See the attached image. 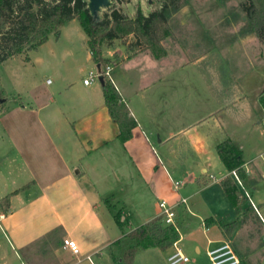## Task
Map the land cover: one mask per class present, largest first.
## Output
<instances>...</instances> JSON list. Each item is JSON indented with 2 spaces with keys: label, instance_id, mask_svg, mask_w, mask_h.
<instances>
[{
  "label": "crops",
  "instance_id": "obj_1",
  "mask_svg": "<svg viewBox=\"0 0 264 264\" xmlns=\"http://www.w3.org/2000/svg\"><path fill=\"white\" fill-rule=\"evenodd\" d=\"M76 35L74 40L87 51L85 61L91 62L85 36L79 31ZM104 57L113 63L112 71L119 64L124 73L116 77L120 86L112 71L110 80L136 122L130 139L118 138L119 128L108 114L102 89L99 99L98 91L88 90L91 84L81 88L83 97L76 103L80 108L70 116L71 131L40 136L47 154L34 147L32 136H11L18 160L0 169V213L4 214L0 264H123L127 246L122 239L159 217L160 201L174 209L180 236L176 247L189 264H195L191 253L207 258L208 250L225 241L232 244L240 264H264L260 219L215 151L227 139L241 151L247 177L244 190L256 209L264 204V199L253 201L258 193V159L264 158V111L259 103L264 88L258 91L259 107L254 109L242 76L240 83L228 81L208 69L204 72L207 99L215 105H206L210 110L204 121L191 122L189 117L190 122L181 125L178 101H165L160 94L164 80L180 71L173 69L179 58L168 54L157 61L146 53L127 56L118 50H109ZM185 109L191 110V101ZM244 127L247 141L240 135ZM8 156V150L0 152V159ZM15 162H20L17 167ZM260 174L264 177V165ZM226 178L240 194V212L223 191L221 181ZM174 182L180 184L177 189ZM7 196L5 209L2 200ZM114 205L123 208L120 224L115 221L120 209ZM258 213L264 218L263 211ZM254 226L263 231L261 236L255 231L257 240L248 234ZM64 239L76 242L78 255L63 247ZM173 252V246L139 251L133 264L141 253L157 255L167 263Z\"/></svg>",
  "mask_w": 264,
  "mask_h": 264
},
{
  "label": "rangeland",
  "instance_id": "obj_2",
  "mask_svg": "<svg viewBox=\"0 0 264 264\" xmlns=\"http://www.w3.org/2000/svg\"><path fill=\"white\" fill-rule=\"evenodd\" d=\"M111 1L112 8L128 19H133L138 10L147 16L165 8L170 35L162 42V46L167 55L179 58L173 69L180 71L172 79L164 80L163 92L160 94L165 101L172 98L178 101L181 125L190 122L189 117L191 122L196 119L204 121L210 110L206 105H215L214 101L207 99L209 90L205 88L207 79L204 72L208 69L216 70L221 79L228 81L237 80L240 83L239 76H242L241 83L247 93L248 102L254 109L259 107L258 91L264 88V45L251 32L246 9L254 5L258 12L264 10V0ZM105 14H110V9L102 10L100 18ZM78 31L85 36L78 22L74 20L62 28L59 36L50 35L48 41L36 50L19 54L0 64V98L6 100L0 105V152L5 153L8 150L9 154V158L0 159V169L7 168L8 161L18 160L13 155L15 150L9 141L11 136H32L33 146L36 149L41 148L43 153L47 151V147L40 137L42 134H64L71 131L73 125L70 116L75 113L74 109L80 108L76 103L80 100L78 98L83 97L80 95V92H84L81 89L83 80L89 77L90 72L97 74L94 63L85 61L87 51L84 44L74 40ZM131 46L132 39L128 38L126 42L115 41L112 49L105 48L103 52L105 55L109 50H118L129 56L137 52V48ZM140 53L149 54L148 51ZM116 59L119 57L116 56ZM109 65L113 67V63ZM122 72L121 65L115 64L111 77L117 86L120 84L116 77H121L124 74ZM100 88L102 89L99 78L94 77L88 90L98 91L100 99ZM122 92L124 95L123 90ZM189 101L191 110L185 109ZM246 129L243 128L241 136H249ZM29 153L28 156L33 155V152ZM45 154L47 152L42 155ZM19 163L15 162V166ZM258 165L260 169H257L258 174L255 177L258 193L253 196L256 203L264 199V177L260 174L264 158L258 159ZM242 184L245 188V182ZM114 207H117V211L120 209L115 215V221L120 224L123 208H118L117 205ZM255 231L256 226L248 234H252L254 240H257ZM257 232L260 236L263 235L261 229ZM122 242L126 246L130 244L127 237ZM190 255L191 263L195 261V264H209L203 254L199 257L194 253ZM135 264L168 263L157 255L141 253Z\"/></svg>",
  "mask_w": 264,
  "mask_h": 264
},
{
  "label": "trees",
  "instance_id": "obj_3",
  "mask_svg": "<svg viewBox=\"0 0 264 264\" xmlns=\"http://www.w3.org/2000/svg\"><path fill=\"white\" fill-rule=\"evenodd\" d=\"M246 11L251 32L264 45V10L258 12L252 5ZM74 20L85 35L92 62L100 69L111 63L104 57L103 50L112 49L115 41L126 42L128 38L132 39L131 47L137 48V52L129 56L142 51H148L157 61L167 56L162 46L170 35L165 8L147 16L138 10L133 19L110 8V14L95 21L89 15L86 0H0V64L19 54L36 50L48 41L50 35H58L63 27ZM25 59L27 61L28 57ZM102 92L108 114L119 128L118 138L122 142L129 140L136 122L108 77H103ZM259 103L264 111V93ZM215 151L223 167L228 172L235 171L237 177L245 182L247 177L241 151L229 139L218 144ZM221 186L232 206L240 212L242 201L232 181L226 178L221 181ZM8 203L9 196L2 200L5 209ZM257 209L264 213V204ZM179 238L178 230L164 226L161 218L157 217L127 236L130 244L122 254V263L133 264L139 251L151 248L164 250L177 243Z\"/></svg>",
  "mask_w": 264,
  "mask_h": 264
},
{
  "label": "built area",
  "instance_id": "obj_4",
  "mask_svg": "<svg viewBox=\"0 0 264 264\" xmlns=\"http://www.w3.org/2000/svg\"><path fill=\"white\" fill-rule=\"evenodd\" d=\"M112 71V67L107 65L105 68L101 69L100 72L97 71V74L94 75L90 72L89 77L83 80L84 85L91 84V80L94 77H108L110 78V73ZM231 175L236 180L238 186L243 190L244 198L249 203L250 207L254 209L260 219V222L264 229V218L258 213L256 206L251 200L249 193L244 190L243 184L241 180L237 177L235 171L231 172ZM180 186L178 182L173 183V187L177 189ZM182 203H185V200H182ZM159 210V217L161 218V222L164 226H171L177 230V225L175 223V212L173 207L169 206L165 201H160L157 204ZM4 217L3 213H0V219ZM264 241V236H263ZM174 248V252L167 258L168 264H188L189 258L186 257L179 248L176 247V243L172 245ZM63 247L68 249L73 255L79 254V249L73 240L64 239ZM207 258L210 264H240V260L232 246V244L228 241L221 243L218 247L208 250L206 252ZM89 259V258H88Z\"/></svg>",
  "mask_w": 264,
  "mask_h": 264
},
{
  "label": "water",
  "instance_id": "obj_5",
  "mask_svg": "<svg viewBox=\"0 0 264 264\" xmlns=\"http://www.w3.org/2000/svg\"><path fill=\"white\" fill-rule=\"evenodd\" d=\"M87 2V10L89 12V15L91 18H93L95 21L100 20V12L102 10H108L112 8V1L111 0H86ZM100 67L97 66V71L100 72ZM99 81L101 84H103V78L100 77ZM5 99L0 98V105L5 103Z\"/></svg>",
  "mask_w": 264,
  "mask_h": 264
}]
</instances>
